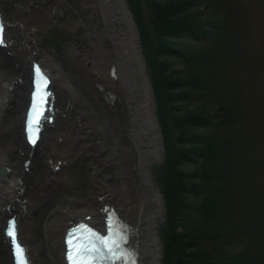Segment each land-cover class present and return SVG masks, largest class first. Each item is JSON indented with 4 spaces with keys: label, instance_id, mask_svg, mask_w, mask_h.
<instances>
[{
    "label": "bare ground",
    "instance_id": "1",
    "mask_svg": "<svg viewBox=\"0 0 264 264\" xmlns=\"http://www.w3.org/2000/svg\"><path fill=\"white\" fill-rule=\"evenodd\" d=\"M77 2L87 21L67 18L68 0H0L9 41L0 48V264H12L3 233L11 213L18 216L19 239L31 264H44V242L34 238L31 218L49 202L55 205L44 229L53 264H65L67 227L86 215L101 227L104 205L115 209L129 231L139 264H162L157 224L165 196L149 170L163 157L162 124L140 55L139 27L126 0ZM60 22L72 36H82L67 45V56L77 80L101 106L103 120L97 116L100 111L87 107L61 59L41 45L44 29ZM34 60L52 78L56 119L30 149L23 137L22 112ZM106 129L111 145L105 140ZM82 157L96 160L86 196L78 195L73 180V165ZM111 164L117 166L115 173L107 170Z\"/></svg>",
    "mask_w": 264,
    "mask_h": 264
},
{
    "label": "rangeland",
    "instance_id": "2",
    "mask_svg": "<svg viewBox=\"0 0 264 264\" xmlns=\"http://www.w3.org/2000/svg\"><path fill=\"white\" fill-rule=\"evenodd\" d=\"M68 1L71 5L67 18L82 17L87 21L81 4L77 0ZM126 2L132 12L135 7L140 12L141 19L135 21L141 55L162 111L159 115L162 114L160 117L169 128L165 131L162 124V159L149 165L154 183L165 196L164 214L157 224L163 247L162 264H178L175 262L178 254H183L181 264H264V0H198L194 8L207 9L209 13L211 8L215 9L207 21L216 16L218 28L211 38L196 44L189 38L175 40L174 48L183 54L167 53L164 49L158 54L152 52L157 46V33L162 29L155 25H161L160 16L163 18L154 9L153 0ZM204 16L205 13L201 17ZM61 23L64 24L60 22L44 29L41 45L61 59L87 107L100 111L97 116L103 120L101 106L93 93L77 80L67 56V45L82 36H72ZM199 74L201 79L197 78ZM237 110L243 112V119L236 114ZM195 113L208 119L205 125L195 124L193 130L199 138L190 146L203 149L204 141L212 140L222 152L221 157L214 159L215 173L207 166L206 156L189 151L177 164L171 163L170 174L165 163L166 141L171 150L175 149V142L187 143L181 135L182 125L176 122L181 116ZM234 115H237L235 122ZM106 132L105 140L111 145L110 132L107 129ZM92 163L96 160L82 157L73 165L79 196L88 192ZM202 165L211 173L210 178L202 175ZM107 170L115 173L117 166L111 164ZM192 184L196 186L190 189ZM208 194L218 200L210 204L214 208L208 205L209 209L204 210L207 200L203 198ZM54 205V202L45 204L41 213L31 218L34 238L44 242L41 254L44 264H53L44 224ZM179 234L183 240H179ZM185 242L187 246L182 247ZM197 251L205 253L201 255Z\"/></svg>",
    "mask_w": 264,
    "mask_h": 264
},
{
    "label": "trees",
    "instance_id": "3",
    "mask_svg": "<svg viewBox=\"0 0 264 264\" xmlns=\"http://www.w3.org/2000/svg\"><path fill=\"white\" fill-rule=\"evenodd\" d=\"M152 4L154 5L153 7L156 10L157 14L159 16L160 15L163 16V18L161 16H160L161 19L159 18L161 20V25L159 23H158V25L157 24L155 25V28L160 27V26L162 28L161 30L158 31L157 36H156L157 37V40H156L157 46H156V48L152 49V52L155 54L160 53L159 51L161 49H164V51H166L167 53H173L176 51L183 52L182 50L174 48L175 40L181 39V38H186V39L189 38L192 43L196 44L200 38H202L203 36H206V35L214 34L216 32L215 30L218 28L217 25L219 24V19L216 16H214V20L207 21L208 16L215 9L211 8V10H209L210 11V13H209L207 9L206 10H201V9L199 10L198 7L194 8V6L199 4L198 0H162V1L161 0H156V1L153 0ZM133 8H134V6H133ZM135 9L136 10H133V13L135 15V19L138 18L136 20H140L141 19L140 12L138 11V9L136 7H135ZM204 13H205V16H204V18H202L201 16ZM143 28H146L145 24H143ZM222 29H224V27ZM167 32L169 34H167ZM145 34H147V33L145 32ZM162 35H164L163 38H162ZM208 37H210V36H208ZM191 45L192 44H189V46H191ZM197 76H198L197 78H199V77H200V79L202 78V75H200V74ZM202 84H205V83L202 82ZM187 93L188 92H184L183 94H187ZM160 109L162 110V106ZM160 112L162 113V111H160ZM195 114H197V113H195ZM236 114L240 115L243 119V112H241V110H237ZM160 116H162V114ZM236 117H237V115H234V118H233L234 122H235ZM207 119L208 118L201 116L200 113H198L197 115H184V116H181L180 119H178L179 122L178 123L176 122V124L182 125L183 131L181 132V135L183 136L184 139H186L187 143L175 142V149L172 147V150H171L170 146H169V142L166 141L167 154H166L165 163L168 166L170 174L172 173L171 163H174V165L177 164L178 160L180 158L182 159L183 156L188 155L189 151H194V152H197V154H199V155L206 156L207 166L211 167L213 172L215 173L214 169H215V166L217 164L214 163V159L216 158V156L221 157L220 154L222 152L218 151V149L215 147L212 140L204 141L205 147L203 149L201 147L199 148L198 146L197 147L196 146H190L191 143L193 145H195L194 141L198 137L195 134V131L193 130L194 126L205 125ZM160 120H161V124H164L165 131H166V129L168 130L169 128H168L167 121H164V118L162 119L161 117H160ZM201 140L203 142L202 138H201ZM208 157H209V159H208ZM201 169H202V175L206 179L210 178L211 173L207 172L206 168H203V165L201 166ZM194 186H196V185L192 184L190 189H193ZM170 191H173V189H171ZM166 194H167V196L170 197V194L167 193V191H166ZM172 199L175 200L174 198H172ZM203 200H207L206 205H204L205 206L204 210H206V209H209L208 205H210L212 202H214V200L215 201L218 200V198L216 196L214 197L213 195L208 194L205 198H203ZM187 203H189V202H187ZM181 205L183 207H186V205H184V204H181ZM214 206L215 205H213L211 207L214 208ZM180 233L183 236L185 234V233H183V231ZM181 234H179V236H178L179 240L180 239L183 240ZM179 246H180L179 249H181L182 247L187 246V242L183 243V246L181 243H179ZM194 251H196V250H193V252ZM196 253H199L202 255L205 252L204 251L203 252L197 251ZM182 255L183 254H180V255L178 254L177 256H175V262L176 263L181 264ZM185 255H186V252H185L184 256Z\"/></svg>",
    "mask_w": 264,
    "mask_h": 264
},
{
    "label": "water",
    "instance_id": "4",
    "mask_svg": "<svg viewBox=\"0 0 264 264\" xmlns=\"http://www.w3.org/2000/svg\"><path fill=\"white\" fill-rule=\"evenodd\" d=\"M139 47H140V45H139ZM140 51H141V47H140ZM142 53L140 52V55H141ZM142 56V55H141ZM142 61L145 63V61H144V59L142 58ZM145 75H146V77L147 78H149L148 76H147V74H146V69H145Z\"/></svg>",
    "mask_w": 264,
    "mask_h": 264
},
{
    "label": "snow or ice",
    "instance_id": "5",
    "mask_svg": "<svg viewBox=\"0 0 264 264\" xmlns=\"http://www.w3.org/2000/svg\"><path fill=\"white\" fill-rule=\"evenodd\" d=\"M33 142H35V140L33 139ZM14 233H10V235H13Z\"/></svg>",
    "mask_w": 264,
    "mask_h": 264
}]
</instances>
